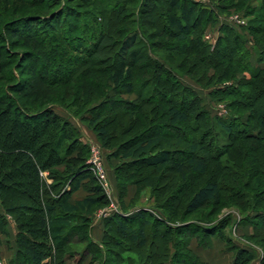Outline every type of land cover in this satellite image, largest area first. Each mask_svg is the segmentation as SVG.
<instances>
[{
	"label": "trees",
	"instance_id": "16d2710c",
	"mask_svg": "<svg viewBox=\"0 0 264 264\" xmlns=\"http://www.w3.org/2000/svg\"><path fill=\"white\" fill-rule=\"evenodd\" d=\"M13 1L22 0H0V15L3 10H10ZM50 1L55 10L40 17L41 20L30 14L27 20L21 18L0 24L3 45L0 50V247L12 243L10 249L14 250V256L9 263L82 264L88 254L91 256L88 264H120L124 261L121 253L132 251L135 246L144 250L136 253L144 264H180L182 259L189 264L190 256L196 259L195 264H205L189 248L188 257L178 252L176 235L191 224L175 226L169 223L172 216L177 215L180 203L175 195L172 196L175 198L173 206L167 204L164 196L158 201L154 210L158 211L159 220L142 209L133 213L122 209L126 215L112 214L104 218L101 240L99 243L93 241L92 216L109 201L88 170V149L81 144L79 130L55 110L86 124L99 146L111 152V157H119L120 148L113 144L114 135L108 130L111 118L119 115L113 110L127 116L129 125L123 130L125 134L133 129L131 125L141 122L145 130L121 143L126 148L121 156L124 161L114 170L115 187L121 198L133 185L140 191L145 187L152 192L157 190L159 176H151V173L130 175L133 168L139 170L142 165L161 170L172 167L182 181L187 180V174L201 178L209 170L208 160L213 158L210 146L208 150L194 138L188 142L187 159L181 161L165 148L171 140H164L159 132H153L157 128H152L166 125L179 130L186 125L194 134L206 135L217 127L225 132H236L244 142L243 147L260 148L264 142V111L260 107L258 87L264 89V25L246 26L238 31L223 23L219 27L220 36L210 49L202 37L208 26L218 21L221 12L226 10L224 7L220 9L196 0H110L112 6L98 9L99 16L93 15L88 20L84 16L81 18L83 28L80 31L63 22L64 30L55 29L52 23H57L63 11L71 8L61 0ZM150 1H157L159 6L151 7ZM136 2L138 7L134 15L131 8L127 10V5ZM246 2L238 0L232 8L244 6ZM261 16L264 21V12ZM18 20L20 22H16ZM19 25H24L23 29L16 28ZM243 31L252 33L253 47H246L241 36ZM9 36L11 44L21 45L14 44L16 48H10ZM154 37L166 39L150 41ZM174 43H182L184 48L185 59L179 65H171L169 49H163L176 48ZM17 47H24V50L11 51ZM138 59L143 60V72L135 66ZM232 67L252 75V80L241 81L242 86L252 89L248 95L251 101L246 106L253 111L247 120L250 126L247 122H238L236 126L233 122L211 118L198 93L180 80L183 77L181 69H185L187 74L184 75H190L202 87L208 70L214 71L209 80L217 75L224 79L233 75ZM8 68L10 71L4 72L3 69ZM18 71H22L21 78ZM159 83L162 87L166 84L168 88L181 91L184 96L179 104L164 93H157ZM151 84L157 88L150 87ZM148 86L146 95L136 91ZM237 89L231 86L223 92L235 96ZM134 93L139 99L135 103L119 99ZM154 94L160 96L158 103ZM210 94L213 98V92ZM246 96L243 94L244 98ZM149 101L156 103L152 114L145 110ZM146 121L148 126H145ZM181 141L176 140L174 145L178 146ZM199 151L209 157L202 156ZM59 166L64 169L60 171ZM78 191L85 195L73 200L72 196ZM234 196L251 201L261 199L264 186L253 192L235 191ZM220 202L218 183L207 180L188 196L183 211L188 215ZM250 211L246 221L253 229L261 228L264 209ZM10 223L14 224V235L10 233ZM219 225L192 224L202 235L209 236L210 241L219 227L221 229ZM154 227L158 229L154 231ZM260 234L259 237L264 238V228L260 229ZM74 239L75 243L84 244L80 252L73 248ZM113 240L116 242L111 244ZM227 242L234 251L230 264H250L260 259L259 254L254 257L257 250L249 241L241 245L231 244L228 239ZM182 245L184 251L187 246ZM75 255H78L76 262L73 261ZM126 261L136 264L131 257ZM261 261L260 264H264V257Z\"/></svg>",
	"mask_w": 264,
	"mask_h": 264
},
{
	"label": "rangeland",
	"instance_id": "374dc122",
	"mask_svg": "<svg viewBox=\"0 0 264 264\" xmlns=\"http://www.w3.org/2000/svg\"><path fill=\"white\" fill-rule=\"evenodd\" d=\"M60 1V0H58ZM62 3L66 4L68 8H71L70 10H67V12L63 11V15L60 17V19L57 20V23H52L53 26H56L55 29L61 28V30H64L66 27L62 26L63 23H66L70 25L71 27L78 28L81 31L82 27V19L84 18L90 19L91 16H99L100 10H106L108 6H112L110 0H61ZM200 1L204 5H210V6H217L218 8H226L224 12H221L220 16L218 17V21L214 25L208 26L206 31L203 34V41L207 43L212 49L214 47L216 40L218 36H220L219 33V27L223 23H226L224 21L225 19L230 21V26L234 27L235 30L240 31L241 26L238 24V21L242 20L246 26H263L264 21L262 20L263 16L261 14L264 12V1L263 0H246V4L244 6L234 7L232 8V4H236L238 0H196ZM181 1H179L180 3ZM12 6L10 7L9 11H4L3 14L0 15V24H7L10 20H17L24 18L23 20H27V15H34L40 17L47 16L54 8V4L50 0H22L21 2H12ZM151 7H156L157 1H150ZM14 6V10L12 9ZM159 6V5H158ZM234 6V5H233ZM138 7V3H133L131 5H127V10L131 8V12L136 15V8ZM186 10V9H185ZM188 15V12L185 11ZM26 17V18H25ZM36 20V19H35ZM20 22V20L16 21ZM47 22V21H45ZM59 22V24H58ZM34 26H36L35 23H33ZM24 25H19L16 28L23 29ZM244 28V26H243ZM76 35H80L79 33H74ZM242 39L246 41V47L250 48L255 45V38H253L252 33H242ZM206 37H209V39H206ZM10 36L8 37L9 40V47L10 48H16L14 47V44L21 45V43H12L10 41ZM166 37H154L150 41L156 42L157 40H165L163 39ZM170 41L172 39H169ZM169 41V42H170ZM175 41V40H174ZM173 40L171 42H174ZM157 44V43H156ZM176 45V48H163L165 50L169 49V56L172 57L169 58L168 61H170L171 65H179L180 63L184 62L185 56L182 54L184 51L183 44L182 43H174ZM213 44V45H211ZM169 46L172 45V43L168 44ZM3 45L0 43V50ZM18 49H11L12 52L19 53L22 52L24 47H17ZM190 52V51H187ZM164 53V52H162ZM161 53V54H162ZM166 54V53H164ZM264 57V56H263ZM192 58V57H191ZM16 59V58H13ZM12 59V60H13ZM135 66H139L137 70L140 69L139 72H143V60L138 59L135 61ZM13 69V67H11ZM11 68L3 69L4 72L10 71ZM234 70V73L230 77H226L224 79H219L218 75L215 76L213 79L209 80V76L211 74H214V71L212 69L208 70L207 76L203 82V86L200 87L194 80L190 78V75H184L187 74V70L181 69L183 73V77L180 78L183 85L186 87L196 91L198 95L202 98V104L206 108V110L209 112L211 118H220L222 120H226L228 122H233L238 125V122L240 124L246 123L250 126L251 123H249L247 120L250 117V114L253 112L252 109H247L246 106H248V95L252 93V89L246 86L241 85V81L243 79L245 80H252V75L246 71H242L240 69H237L235 67H232ZM147 70V69H146ZM238 72V73H237ZM19 77L21 78L22 71H18ZM198 75V74H197ZM202 75H198L200 77ZM204 76H202L203 78ZM207 84V85H206ZM150 87L157 88L154 84L149 85ZM146 87V89H143L140 87V89H136L138 92H144L146 95V91L150 87ZM159 89L157 93H164L165 96H167L171 101L176 102L179 104V99L184 96L181 91L174 90L172 88H168L165 85L158 84ZM231 86H237L238 91L236 90L235 96L227 94V92H223L225 90L231 89ZM137 87V86H136ZM260 86L258 87L259 93L261 94V97H259L261 104V110L264 111V89ZM210 92H213V98L210 94ZM246 96V98L243 97ZM242 95V96H241ZM153 97H156L157 103L158 98L160 97L158 94H154ZM243 97V98H242ZM119 99L121 100H127L131 103L137 102L138 95L136 93L132 95H124L120 96ZM155 102V100H154ZM253 103V101H252ZM254 104V103H253ZM156 103H152L149 101L148 107L145 108V110L148 112L150 111L151 114L154 113ZM256 107V106H255ZM154 108V109H153ZM153 109V110H152ZM57 114L64 116L66 119L69 120V122L76 127L79 131L80 141L81 144H84L87 146L88 149V157L87 161L91 157V148L93 145H99L94 133L86 126V124L79 121V119H75L70 117L68 114L60 111L55 110ZM115 113H118L117 117L115 116L111 118L110 125L108 127V130L111 131V133L114 135L113 144L115 146H120L119 148V157H111V152L108 149L102 148V160L104 167L106 168L107 173V180L114 186V191L111 196V199L107 197L106 198L109 201V204L96 210L92 216V221L95 219H99L100 213L103 212L105 209L109 208L112 203L119 206L121 212L123 211L127 213H133L136 211H140V209L144 210V208L148 210H144L147 213L152 214L156 220H159L158 211H155L154 209L158 206V201L160 198H163V196L167 200V204L170 206H173L174 199L178 198L179 200V207L176 208L177 215L172 216V219L169 223H173L172 225H184V224H191L190 226H186L182 228L179 233L176 235V240L179 242V245L177 246L178 252L185 254L186 257L189 256V252L187 248L190 249V251L196 255V257L205 264H230L232 261V258L234 257V251H231L229 248L230 245L227 242V239L230 240L231 244L236 243L238 245L245 244L244 242L249 241L250 245H255L256 252H254V257H257V255H260L259 260H253L250 264H260L262 261V257H264V238L259 237L260 229L264 228V225H261V228L259 229H253L251 225L246 221L245 218L251 215L250 211L253 208H259L264 209V197L261 199H255L254 201L243 199L242 198H235L234 192L235 191H244L247 190L249 192L256 191L258 189L263 188L264 186V142L261 143L260 148L256 149L253 148V146H247L243 147L241 142V138H239L236 135V132H225L219 128H215L214 132L209 131L206 135H203V133L194 134L192 131H189V129L186 127V125L181 126L180 129H174L169 126H161V127H153V132H159L158 134L163 137L164 140H171V143L169 146H166L165 148L172 151V155L175 158H178V160L184 161L187 159V151L189 150V143L195 138L196 142L201 141L202 144H204L206 149L211 151V158L208 160L209 170L207 174L201 178H195L189 174L186 181H182L180 175L175 174L172 167L168 169L161 170V168H149L146 166H139V170L132 169L130 172V175H140L144 174L147 175L148 173H151V176H159L160 179L157 183V190L155 192H152L150 188L145 187L141 191L136 186H131L127 189V192L123 197L121 198L116 190L115 187V179L113 181L114 174H115V168L120 165L124 159H122V154L126 152L125 146H122L121 143L125 142L126 140H129L132 138V136H136L141 131L143 132L145 128L142 126L141 122H138L134 125H131L133 127L132 130L129 131V133H124V128L128 127L129 121L126 118L127 116H123L121 114V111L119 112L117 109L113 110ZM20 121V120H19ZM122 123L120 124V122ZM199 122V120H197ZM200 123V122H199ZM157 124V122H155ZM202 124V123H200ZM148 121H146L145 126H148ZM147 129V128H146ZM127 132V131H126ZM146 134V133H144ZM135 139V138H134ZM136 140V139H135ZM176 140H182L181 144L178 146L174 145V142ZM137 141V140H136ZM254 144L255 142H251ZM242 145V146H241ZM259 145V143H258ZM254 151H259V153H254ZM200 153V151H199ZM202 156H205L206 158L209 157V155L205 152L200 153ZM213 154V155H212ZM260 161L261 163L258 164L257 161ZM87 163V162H86ZM260 165V167H259ZM58 169L62 171L64 169L63 166H59ZM91 172V171H90ZM92 174V172H91ZM45 176V175H44ZM92 176L95 178L94 174ZM237 180L238 182H235L234 180ZM96 180V178H95ZM210 180L213 182L218 183L220 188V194H221V202L218 204H210L206 208L199 210L195 213L186 215L183 211L184 204L186 200L188 199V196L192 194V192L199 186H201L205 181ZM263 180V181H262ZM49 183L50 180H47ZM185 182V183H184ZM249 182V184H247ZM257 182V183H255ZM97 185L99 183L96 180ZM184 183V184H183ZM249 186V187H247ZM112 189V188H111ZM237 189V190H235ZM254 194V193H253ZM85 195V192L81 191L79 194L72 196V198H78ZM175 195V198L172 197ZM15 198L17 197V194H14ZM114 196V197H113ZM160 202V201H159ZM9 204V202L7 201ZM21 209H25V207L20 206ZM167 209V208H166ZM165 209V210H166ZM170 211V210H169ZM113 214V213H112ZM249 218V217H248ZM196 224L197 226L200 225H222L221 229L219 227L217 235L214 239L210 241V239L207 236L202 235L203 233L196 228L192 226V224ZM219 225V226H220ZM162 226V225H160ZM163 227V226H162ZM156 227H154V231H156ZM10 230V229H9ZM10 232V231H9ZM11 233V232H10ZM92 234L101 240V236L103 234V228L100 227V233L98 235V227H95L92 229ZM216 234V233H215ZM156 237V236H155ZM9 239V238H8ZM243 240L244 242L240 241ZM5 242L7 239H3ZM75 240H73V248L77 249L78 252H80L84 244L77 242L75 243ZM9 241V240H8ZM116 240L111 241L110 243H114ZM212 242V243H211ZM185 244L186 249L183 251V245ZM207 244V245H203ZM12 243L0 247V264H10L11 258L14 256V250L10 249ZM252 245V246H253ZM183 248V249H182ZM132 251L129 252H122L121 256H123L124 261L121 260L120 264H128L127 258L131 257L132 260L135 261L136 264H144V261L142 259H139L138 255L136 253H141L144 250L137 247H132ZM140 251V252H139ZM78 255H75L73 258V261L76 262ZM141 256V255H140ZM141 258H143L141 256ZM91 260V256L88 254L86 255V258L83 260L82 264H88V262ZM188 260L190 261L189 264H195L196 259L192 258L191 256L188 257ZM73 263V262H72ZM71 263V264H72ZM199 263V262H197ZM180 264H186L184 259L180 260Z\"/></svg>",
	"mask_w": 264,
	"mask_h": 264
},
{
	"label": "built area",
	"instance_id": "2783aa9c",
	"mask_svg": "<svg viewBox=\"0 0 264 264\" xmlns=\"http://www.w3.org/2000/svg\"><path fill=\"white\" fill-rule=\"evenodd\" d=\"M226 23H231L228 20H224ZM238 24L241 26V28L244 26L246 27V24L240 20L238 21ZM206 39H209V37H206ZM91 157L87 161L88 170L94 174L97 182L99 183L100 188L105 192L107 197L111 199L112 196V189L110 186V183L107 180V173L106 168L104 167L103 160H102V148L99 145H93L91 148ZM144 210H148L144 208ZM113 214L118 215H126L123 214L116 204L112 203L109 208L105 209L103 212L100 213L102 217H108ZM245 243V242H244Z\"/></svg>",
	"mask_w": 264,
	"mask_h": 264
},
{
	"label": "crops",
	"instance_id": "0c3cea01",
	"mask_svg": "<svg viewBox=\"0 0 264 264\" xmlns=\"http://www.w3.org/2000/svg\"><path fill=\"white\" fill-rule=\"evenodd\" d=\"M211 45H213V44H211ZM252 61H254V58L252 59ZM113 178V181H114V177H112ZM111 188H112V190L114 191V186L111 184ZM113 191H112V195H114L113 194ZM81 191H78V192H76V193H74V195H77V194H79ZM73 195V196H74ZM114 197V196H113ZM80 197H78V198H72L73 200H76V199H79ZM127 214V213H126ZM104 218H107V217H102L101 215L99 216V219H95V220H93V228H95V227H98V235H99V233H100V227H101V222H102V220L104 219ZM9 228H10V231H11V233H12V235H14L15 234V227H14V224L13 223H10L9 224ZM92 228V229H93ZM91 236H92V239H93V241H95V242H97V243H99L100 242V238H98V237H96V236H94L92 233H91ZM240 241L241 242H244L243 240H241L240 239ZM3 246V245H2Z\"/></svg>",
	"mask_w": 264,
	"mask_h": 264
}]
</instances>
